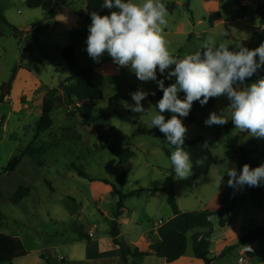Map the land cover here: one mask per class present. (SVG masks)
<instances>
[{
    "label": "rangeland",
    "instance_id": "rangeland-1",
    "mask_svg": "<svg viewBox=\"0 0 264 264\" xmlns=\"http://www.w3.org/2000/svg\"><path fill=\"white\" fill-rule=\"evenodd\" d=\"M238 1L191 0L188 11L186 0H161L167 11L168 6L175 3L174 11H168L167 24L164 26V35L172 54L182 58L201 50L209 40H214L217 45L224 43L237 48V40L225 42L224 35L228 33L226 25L218 21L210 28L209 17L213 12L220 11L224 20L231 18L239 5ZM83 3V0H68L69 6H62L55 1H47L43 8L30 9L26 0H0L2 13L8 22L18 29H26L32 22L37 27L29 38L16 39L7 34L8 28L0 19V33L6 32L5 36L0 37V86L4 83L3 90H9L10 94L7 102L1 106L5 121L0 130V223L3 224L0 234L19 235L29 252L27 256L15 259L12 264H47L45 258H49L52 264H59L56 254L67 257L64 250L79 236L77 226L86 231L96 225L94 236L103 234L108 228L105 217L111 215L119 201L114 191L103 193L105 185L116 186L123 192L132 190L133 186L173 187L182 208L187 212L198 211L211 198L207 184H194L191 174L186 178L175 175L170 157L163 148L170 154L175 149L166 143L165 135L158 128L151 126V119L158 111V101H141L145 109L143 114L131 111L130 106H134L135 102L130 93L143 90L152 95V92L159 91L156 82H141L130 68L119 67L107 53L98 63L89 57L86 40L91 23H80V26H85V35L77 39L72 37L71 32L63 33L62 25L56 23L55 19L60 14L81 9ZM48 18L54 20L48 23ZM68 21H71L69 16ZM30 40L33 42L28 46ZM75 43L80 47L82 64L91 68L104 64L101 70L105 76L96 74L94 78L96 85L102 87L104 97L101 101L85 106L88 122H84L74 106L60 107L53 111L52 129L39 132L37 123L41 117L44 89L35 91L33 97L24 96L21 102L17 100L26 94L23 88L27 84L29 71L36 72L35 68H39L40 77L47 86L58 87L69 76V70L59 55L60 50ZM39 62H43L44 66ZM19 65L29 70H22ZM171 69H174V65L166 70L162 78L175 83V77L165 78ZM8 84L9 88H6ZM15 86L21 90L17 92ZM21 103L30 105L29 109L21 112ZM229 104L226 95H222L216 97L213 108L196 114V122L189 123L181 117L187 128L183 147L188 140L201 136L223 158L224 164L219 167L225 168L234 157L233 147L247 146L252 138L248 132L236 129L235 125L228 128L232 122ZM98 109H102L108 117ZM212 112L218 115L223 113L229 118L228 123L206 126L204 121ZM161 114L166 120L172 115L167 111ZM104 131L111 142L134 152L136 157L121 166L110 151L99 145L103 142L100 133ZM29 146L43 148V153L39 157L23 155ZM14 157L20 158L18 167L6 172ZM253 158L258 166L264 164L263 157L254 155ZM77 170L85 176H80ZM122 172L126 173L128 181L124 188L117 181ZM20 186L28 188L30 196L15 204L11 199L15 198ZM139 199L142 198H135L132 203H141ZM156 203H161L159 198ZM162 206L163 209L166 207L164 201ZM165 209L170 212V208ZM166 219L167 214L162 210L153 215L148 225L160 220L166 222ZM121 225L125 235L137 238L140 230L133 223L124 220ZM145 225L142 224V228Z\"/></svg>",
    "mask_w": 264,
    "mask_h": 264
},
{
    "label": "clouds",
    "instance_id": "clouds-1",
    "mask_svg": "<svg viewBox=\"0 0 264 264\" xmlns=\"http://www.w3.org/2000/svg\"><path fill=\"white\" fill-rule=\"evenodd\" d=\"M102 8L111 12L90 14L87 54L98 63L107 53L119 67L130 68L141 82H156L163 95L157 102L158 111L151 119V126L158 128L165 135L166 143L174 147L170 162L177 177L186 178L192 173L190 153L183 147L187 128L181 117L189 115L194 101L204 106L210 98L226 95L230 101V119L236 129L264 138V78L250 86H234L243 85L246 78L264 66V43L254 50L239 44L238 50H229L228 44L217 45L209 40L201 50L176 58L164 35L168 11L161 0H104ZM173 65L174 69L165 78L175 77V83L165 87L164 80L157 79V69L163 75ZM180 92L185 93V99L179 98ZM130 95L135 102L130 106L131 111L143 114L141 101L149 93L137 90ZM166 111L172 113L167 120L161 114ZM228 120L223 113L212 112L204 123L209 127L220 126ZM201 163L196 161L197 166ZM226 173L229 187L259 186L264 181V164L254 169L244 164L239 174L235 168ZM224 174L218 173L215 177L219 186Z\"/></svg>",
    "mask_w": 264,
    "mask_h": 264
},
{
    "label": "crops",
    "instance_id": "crops-1",
    "mask_svg": "<svg viewBox=\"0 0 264 264\" xmlns=\"http://www.w3.org/2000/svg\"><path fill=\"white\" fill-rule=\"evenodd\" d=\"M42 1H43V4L40 8H43L47 1L52 3L54 0H42ZM259 1H262V0H239L238 1L239 5L236 7L235 11L233 12V16L231 18H228L227 20H224V16L219 11L220 17L215 22V24L218 23L219 21L226 25L225 28L228 33L224 35L225 39L227 40L225 42H230V40H233V41L237 40V43L239 45L247 47L250 50H254L257 48V46L261 45L262 42H261L259 35L263 34L264 27L260 25V19L255 13L256 3ZM83 2H84L83 7L81 9H72L68 13L63 12L55 19L56 23H58L59 25H62L63 33L71 32L72 37L76 39L78 37H84L85 35V32H84L85 26L84 25L80 26V23L82 21L87 22L86 21L87 2L86 0H83ZM68 16L71 18V21L66 22ZM53 20L54 18L46 19L48 23ZM32 26H35V29L37 28L35 22H32V25L27 26L26 29L17 28L18 29L17 36L14 35V32L11 29V27L7 26L8 28L7 34L9 36L15 37L16 39L29 38L32 35V32L35 30V29H32ZM213 27H210V28H213ZM5 35H6V32L0 33V37H3ZM74 46H75L76 56H77L79 65L82 67H87V65L82 64L80 61V57H79L80 47L77 45V43H75ZM229 50H238V49L237 48L234 49L232 48V46H229ZM61 51L62 50H60V52ZM258 60H259V57H258ZM39 64L44 66L43 62H39ZM19 67L22 70L24 68H26V70H29L28 67H24L23 65H19ZM102 67H104V64H101L97 66L96 68H92L94 83H95L94 78L96 74H98L99 76H105V73L101 70ZM38 73H36L34 70L29 71L30 75L27 78V84L23 88L26 94H24L23 96L22 95L19 96V100H17V102L18 101L21 102L20 99L26 95L32 96V94L35 91H38L40 89H44V97L51 89L60 90V85L58 87L47 86V84L40 77L41 74L40 73L38 74ZM2 85H4V83ZM97 86L100 89L102 88L100 85H97ZM14 88L17 92L21 90L19 86H15ZM60 92L62 91L60 90ZM9 95H7L6 97V100H5L6 102L9 98L8 97ZM44 97L42 99V108H43ZM21 104L22 105H20L19 107V109H21V112H25L29 109L30 105L23 104V103ZM41 115H42V111H41ZM252 140L258 143V149L261 151L263 138L252 137L247 146H249ZM100 144L101 143H99V145ZM207 144L209 145L213 154L218 159L223 160V158H221L220 156L216 154V152L212 149L210 144L209 143ZM238 147L239 145L236 146L235 148L233 147V149H236ZM230 148H232L231 145H230ZM223 164L224 163H222V165ZM219 166H221V164L211 167L209 173L206 176L200 178L199 181L195 183L196 185L200 184V182H202V184H207L210 190V195H211L210 196L211 198L208 204L205 205L203 208H198L197 210L198 211L208 210V211L223 212L226 208L232 206L231 199L229 200L224 199L225 194H231L232 196H235L241 199L242 202H239L236 204L235 208L230 213V222L227 223L224 227H221L219 225V218L217 216H212L210 218L213 224V232L210 237V241L212 242L211 257L213 258V261L210 264H264V240L253 242L256 252L250 255L245 263H239V258L241 254H240V249H239L240 247H238L240 239L248 231L258 226H264V203L261 208H256L253 205L249 197H245L239 194L235 190V187L228 186L227 181L229 177L226 171L229 170L230 168H235L237 171V174H239L242 171V165H241L239 158H236L235 156L232 157V161L230 165H228V167L226 168L219 167ZM257 166H258V163H257ZM218 173L219 174L225 173L223 177V183L220 186L216 183V180H215V177ZM127 182L128 181H126V184ZM126 184L122 187L124 188ZM262 184H263L262 187H263V192H264V181H262ZM161 187H165V186H161ZM161 187L149 185L143 188H135L133 186L132 190H129L128 192H123L121 190L122 193H129L134 190L142 191V192L137 194L135 197L129 198L124 201V211H123L122 216L118 220L120 224V236L118 237V239L127 243L132 249L138 248L140 251H147L151 243L161 241L170 230H176L188 236L189 244H188L187 252L185 256H183L181 259L173 263H168L165 258H161L153 254L150 256L142 257V258L130 257L129 264H204L203 261L194 257L193 250H192L193 242L191 238L194 234L202 233V232H205L206 230L202 228L188 230L185 226L184 220L180 216L174 215L171 210V207L168 204V191L170 189L174 190V188L173 187L161 188ZM115 189L117 191H120L116 186H114L113 188V186L109 187L108 185H105L103 186V193H109V192L114 191V193L117 194V192H115ZM158 194H162V195L159 197H156ZM177 194H178V190H177ZM117 196L119 197L118 194ZM175 196L177 197L176 200H177L180 210L182 212H187V210L182 208L178 195L175 194ZM135 198H142V199H139V202L141 203L133 204L132 200ZM158 198L161 201V203L159 204L156 203V200ZM153 200L154 202L152 203ZM163 201L166 203L165 208L167 207L170 208V212L166 211L165 208L163 209V206H162ZM115 209L112 211L111 215L107 214L105 217L108 228L105 230L103 234H98L95 237L94 234L96 233L95 231L96 228H93V227L86 231L82 230V232L85 235L91 236V240H82L78 236L76 238V241L72 243L71 246H68V248L64 250L67 252V257H64L58 253L56 254V258L60 261L59 264H124L122 261L120 248L113 243V238L110 235V227L114 221L113 214H114ZM162 210H164V212L167 214L166 222L163 220H160L158 222H155L154 225H148L153 215L155 213L161 212ZM124 220H128L129 223H133L135 227L140 230L139 233L137 234V238L133 239L125 235L122 229V225H121ZM144 223L146 225L142 228V224ZM14 237L20 238L19 235H14ZM20 239L22 240V238ZM232 247H236V248L232 250L231 252H228V250ZM237 251L238 253H236ZM233 252L236 253V255H234ZM53 264H55V262H53Z\"/></svg>",
    "mask_w": 264,
    "mask_h": 264
},
{
    "label": "trees",
    "instance_id": "trees-1",
    "mask_svg": "<svg viewBox=\"0 0 264 264\" xmlns=\"http://www.w3.org/2000/svg\"><path fill=\"white\" fill-rule=\"evenodd\" d=\"M58 5L69 6L67 0H54ZM166 1V0H164ZM87 2V11H86V21L91 23L92 12H97L100 15H109L111 10L102 8L104 0H86ZM191 0H186L185 7L190 11ZM42 0H26V5L30 9H38L42 6ZM175 9V3H171L168 6V11L172 13ZM256 15L260 19V25L264 27V0L256 3ZM220 12H213L209 17V26L213 27L215 22L219 19ZM0 19L1 21L11 27L14 32V35L17 36L18 29L14 25L10 24L5 16L2 13V8L0 6ZM32 29H35V26H32ZM261 42L264 43V30L263 34L259 35ZM33 42V40L28 41V46ZM261 43V44H262ZM260 46V45H259ZM257 46V47H259ZM60 57L66 64L69 70V77L60 84L59 89H51L43 100L42 115L40 120L37 123V129L39 132H45L50 130L53 127V118L52 114L56 108L74 106L75 110L81 115L84 119V122H88V116L85 111V106L101 101L104 97L103 91L93 82V69L91 67H82L78 63L76 56V50L74 45H70L60 52ZM257 61L258 57L256 58ZM36 72H39L38 68H35ZM31 71V70H30ZM157 78L163 79L162 75L157 69ZM264 78V66L258 68V70L250 77L246 78L243 85L250 86L254 82H258L259 79ZM164 80V79H163ZM172 83L170 81L164 80L165 87L170 86ZM5 84L0 87V130L3 127L5 118L1 115V106L6 102V95L3 94V89ZM162 91H158L155 95H148L146 100L159 101L162 98ZM180 99H185V93H178ZM216 98H210L208 103L204 106H201L199 101H194L190 113L187 117H182L189 123H194L197 121L196 114L199 112L206 111L214 107ZM98 111L107 116L108 115L101 109ZM234 123L231 122L228 125V128L233 126ZM101 142L100 146L103 149H106L111 152L119 161L121 166L136 157V154L129 149L111 142L108 139V135L104 132L100 133ZM230 146V145H229ZM184 149L190 153L191 161L193 164L191 178L193 183H197L200 178L206 176L211 167L220 165L223 163V160L218 159L210 149L206 140L201 137H195L188 140L185 144ZM163 151L170 157V152L163 148ZM234 156L240 159L241 165L248 164L250 168L257 167V162L253 158V155H259L264 158V138L262 143L261 151L258 149V143L252 140L249 146H239L236 149H233ZM43 153L42 149H36L33 146H29L24 152L23 155H30L33 157H39ZM201 160L202 163L197 166L196 161ZM20 163V158L14 157L8 165L6 172L14 171ZM39 164H42L39 162ZM80 176L83 175L80 170H77ZM86 178V177H85ZM118 183L122 186L126 184L127 178L126 173L122 172L120 177L117 179ZM108 184V182L106 181ZM262 181L259 186L249 187L247 185L236 186L235 190L245 196L249 197L256 208H261L264 203V192H263ZM114 188V186H113ZM115 192L119 195V201L117 203L116 209L114 211V221L110 227V235L113 238V243L120 248L122 261L124 264H129L130 257H146L155 254L158 257L165 258L168 263H173L185 256L189 238L186 234L181 233L176 230H170L165 237L158 242H153L149 246L147 251H140L138 248L132 249L127 243L122 240H119L120 236V224L118 222L119 218L122 216L124 211V201L135 197L137 194L142 191H131L129 193H122L115 189ZM30 196V190L24 186H20L17 190L15 198H12L11 201L15 204H18L23 198ZM225 200H232V206L226 208L223 212L220 211H195V212H182L179 208V205L176 200L175 192L173 189L168 191V204L171 207V210L174 215L180 216L188 230H193L196 228L205 229V232L196 233L192 236L191 240L193 242L192 250L194 257L203 261L204 264H210L213 261L211 257V248L212 242L210 241L211 234L213 232V224L210 220L212 216H217L219 218V225L224 227L227 223L230 222V213L235 208L236 204L242 202L241 199L232 196L231 194L224 195ZM0 226H3L0 223ZM82 227L77 226V232L79 238L82 240H91V236L85 235L82 232ZM264 240V226H258L254 229L248 231L239 242L238 247L246 245L249 243L257 242ZM236 247H232L228 250L231 252ZM29 252L25 248L23 241L19 237H14L7 234H0V264H12V262L24 256H27ZM43 257H45L43 255ZM47 264H52V261L49 258H45Z\"/></svg>",
    "mask_w": 264,
    "mask_h": 264
},
{
    "label": "built area",
    "instance_id": "built-area-1",
    "mask_svg": "<svg viewBox=\"0 0 264 264\" xmlns=\"http://www.w3.org/2000/svg\"><path fill=\"white\" fill-rule=\"evenodd\" d=\"M93 228H96V225H94ZM239 249L241 254L239 258V263H245L248 257L256 252L253 243L242 245Z\"/></svg>",
    "mask_w": 264,
    "mask_h": 264
},
{
    "label": "water",
    "instance_id": "water-1",
    "mask_svg": "<svg viewBox=\"0 0 264 264\" xmlns=\"http://www.w3.org/2000/svg\"><path fill=\"white\" fill-rule=\"evenodd\" d=\"M57 5H58V4H57ZM6 88H9V84L7 85ZM8 92H9V90H7V89H6V90H3V94L6 95V96L8 95Z\"/></svg>",
    "mask_w": 264,
    "mask_h": 264
}]
</instances>
